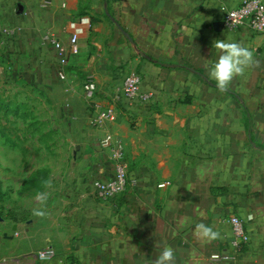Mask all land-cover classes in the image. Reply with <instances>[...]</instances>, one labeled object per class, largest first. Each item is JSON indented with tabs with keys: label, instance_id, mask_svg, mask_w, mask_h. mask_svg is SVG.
Listing matches in <instances>:
<instances>
[{
	"label": "crops",
	"instance_id": "crops-1",
	"mask_svg": "<svg viewBox=\"0 0 264 264\" xmlns=\"http://www.w3.org/2000/svg\"><path fill=\"white\" fill-rule=\"evenodd\" d=\"M241 1L0 0V27L10 34L0 46V88L42 105L35 142L53 157L29 163L12 181L19 170L5 154L16 157L18 149L0 153L2 197L14 190L12 208L0 210V264H155L166 245L174 264H208L233 252L231 217L242 221L249 242L235 260L216 264H264V35L214 28L220 7ZM74 34L78 54L68 53L62 67L50 40L68 51ZM218 39L254 53L226 90L208 76ZM127 74L153 94L150 106L126 102ZM88 77L97 86L90 101ZM107 108L115 121L97 126ZM106 138L111 146L103 148ZM117 145L135 183L102 203L92 184L113 178ZM37 171L43 183L24 188ZM201 222L219 237L199 236ZM46 250L54 257L39 261Z\"/></svg>",
	"mask_w": 264,
	"mask_h": 264
},
{
	"label": "built area",
	"instance_id": "built-area-1",
	"mask_svg": "<svg viewBox=\"0 0 264 264\" xmlns=\"http://www.w3.org/2000/svg\"><path fill=\"white\" fill-rule=\"evenodd\" d=\"M219 21L223 22V29L227 33H232L238 28L246 26L254 35H264V0H243L235 6L223 5L219 9ZM7 32L0 27V46L5 43L9 36ZM78 36L74 34L71 38L70 49L66 51L58 42L50 40L55 47L57 54L60 56V65L64 67L67 63L68 53L78 54L77 47ZM60 78L63 80L64 75L61 73ZM122 95L130 106H150L153 102V94L149 91L142 90L140 79L136 74H127L121 87ZM97 92L96 82L92 77H88L84 84V97L86 100H92ZM115 115L112 109L102 110L95 120L97 126L113 123ZM111 139L106 138L101 142L103 148L111 145ZM114 176L108 181H94L92 184L93 196L102 203L114 202L127 188L128 184H134L135 181L129 177L127 166L123 159L121 146L117 145L116 152L113 156ZM167 184H160L158 188H164ZM231 226L232 240L231 246L233 252L230 255L214 254L210 256L208 264L235 260L239 252L246 247L249 242V236L244 230L242 221L237 217H231L228 220ZM54 257L52 250L40 252L37 256L39 261L51 260Z\"/></svg>",
	"mask_w": 264,
	"mask_h": 264
},
{
	"label": "rangeland",
	"instance_id": "rangeland-1",
	"mask_svg": "<svg viewBox=\"0 0 264 264\" xmlns=\"http://www.w3.org/2000/svg\"><path fill=\"white\" fill-rule=\"evenodd\" d=\"M0 95H1L0 97L3 98L4 97L10 98L8 97L9 95L7 96L4 92L3 93L0 92ZM32 96L33 95H31V98L29 97L31 101L32 98L34 97ZM29 99L26 97V99L24 100L21 99L23 101L17 100V102L21 104L23 103L26 106H28V108L20 110V112L17 114L14 113V111L8 113L5 110H0V126L5 125L8 127L7 134L10 137V141L14 142L18 149L16 157H12L13 155L5 154V159L8 161V163L11 166L13 165L15 168H18L19 170V171H15V173L13 174L12 181L15 180L16 177L23 176L21 175V171L22 174H24L23 172L26 171L29 163L31 165H40V164H44L45 162L49 163L50 161L53 160V157L52 156L50 157L43 148L40 149L39 145L35 142L36 133L34 131L35 129L31 125L35 122L36 118L42 117L44 115L43 112L44 110L42 105L37 106L32 103L29 104L28 103L30 101ZM8 145H9L8 141L6 140L3 141L2 138H0V153L5 151L4 146H8ZM56 148L57 147L55 145L54 149ZM13 193L14 190L9 188L3 193V197H0V210L2 211L1 212L2 214L3 213L5 214V211L9 210V208H12V203L14 200ZM17 216H19L18 213Z\"/></svg>",
	"mask_w": 264,
	"mask_h": 264
},
{
	"label": "clouds",
	"instance_id": "clouds-1",
	"mask_svg": "<svg viewBox=\"0 0 264 264\" xmlns=\"http://www.w3.org/2000/svg\"><path fill=\"white\" fill-rule=\"evenodd\" d=\"M213 47L217 50V55L210 62L208 76L215 81L218 88L226 90L234 78L243 76L254 63V53L249 47L239 42L222 39L214 41ZM35 214L44 215L42 211H37ZM194 230L199 236L208 240H215L220 235L218 231L203 222L196 223ZM174 260V249L166 245L161 250L155 264H174Z\"/></svg>",
	"mask_w": 264,
	"mask_h": 264
},
{
	"label": "trees",
	"instance_id": "trees-1",
	"mask_svg": "<svg viewBox=\"0 0 264 264\" xmlns=\"http://www.w3.org/2000/svg\"><path fill=\"white\" fill-rule=\"evenodd\" d=\"M0 92H2V93L4 92L5 93V91H3V89H1V88H0ZM8 97H10V96H8ZM25 108H28V106H26L23 103L21 104V103L17 102L16 96L10 97V98L0 97V110H5L8 113H10L11 111H14V113L17 114V113L20 112V110L25 109ZM38 124L39 123L37 121H35L31 126L35 129L34 130L35 133L39 134L40 133L39 132V128L40 127H38ZM7 128L8 127L5 126V125L4 126L3 125L0 126V136L3 137L6 141H8V144H9V146L11 148H17L15 143L10 141V137L7 134ZM46 136L47 135L41 133V136H40L39 139L42 140V141H46L47 140ZM16 139H19V138H16ZM41 176H43V172L42 171H37V172L33 173L31 175V177L26 181V183L23 184V187L24 188L26 187L28 189H31V188H36L37 189L43 183V181H42L43 177H41ZM0 197H2L1 191H0Z\"/></svg>",
	"mask_w": 264,
	"mask_h": 264
},
{
	"label": "water",
	"instance_id": "water-1",
	"mask_svg": "<svg viewBox=\"0 0 264 264\" xmlns=\"http://www.w3.org/2000/svg\"><path fill=\"white\" fill-rule=\"evenodd\" d=\"M118 30L125 36V38L128 40V42L130 43V45L132 46L133 50L135 51V53L137 55H139L140 57L146 59V60H150V58L148 56H146L143 52H141L140 50H138L136 44L134 43L133 39L130 37V35H128L120 26L116 25ZM224 27L223 22H215L214 23V28L217 32H220ZM190 71L194 72V70L189 69ZM207 81V79H205ZM3 221L2 218L0 217V222ZM35 264H40V262H36Z\"/></svg>",
	"mask_w": 264,
	"mask_h": 264
}]
</instances>
